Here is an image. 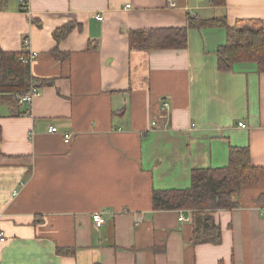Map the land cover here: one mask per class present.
<instances>
[{
  "label": "crops",
  "instance_id": "obj_1",
  "mask_svg": "<svg viewBox=\"0 0 264 264\" xmlns=\"http://www.w3.org/2000/svg\"><path fill=\"white\" fill-rule=\"evenodd\" d=\"M190 17L264 22V0L2 2L0 46L24 52L28 37L43 85L30 112L0 99V264H264V73L219 70L226 28ZM173 26H188L185 48L137 47L139 31ZM231 146L249 147L260 179L216 212L221 243L195 244L192 220L154 210L153 190L189 187L192 169L226 166Z\"/></svg>",
  "mask_w": 264,
  "mask_h": 264
},
{
  "label": "trees",
  "instance_id": "obj_2",
  "mask_svg": "<svg viewBox=\"0 0 264 264\" xmlns=\"http://www.w3.org/2000/svg\"><path fill=\"white\" fill-rule=\"evenodd\" d=\"M3 1L5 0H0V6ZM188 26L226 28V43L216 51L219 70L229 71L239 62H254L258 71L264 73V22L262 20H241L235 26H230L224 17L212 19L190 17ZM188 26L141 30L138 32L141 42L137 47L145 50L183 49L188 44ZM75 27L76 24L69 22L54 30V37L60 41L66 38ZM89 47L96 48L97 42H92ZM21 53L5 51L0 46V91L4 94L23 93L30 86L29 66L19 59ZM41 83L43 85V82ZM1 137L2 127L0 126ZM259 179L260 168L252 162L249 147L231 146L229 162L226 166L192 169L189 187L154 189L153 209L192 212L193 242L219 244L222 241L223 231L216 221V212L238 207V197L244 187L257 183ZM259 200H264V196H260ZM65 253L73 254L74 251L67 250Z\"/></svg>",
  "mask_w": 264,
  "mask_h": 264
},
{
  "label": "built area",
  "instance_id": "obj_3",
  "mask_svg": "<svg viewBox=\"0 0 264 264\" xmlns=\"http://www.w3.org/2000/svg\"><path fill=\"white\" fill-rule=\"evenodd\" d=\"M31 0H19L21 8L24 9V11H28L29 10V4H30ZM171 1V0H169ZM127 7H130V5L128 4ZM96 18L98 20H103V16L102 15H96ZM24 45L26 46V48L28 49L27 51L22 52L19 55V59L26 65L31 66V64L34 62V60L38 57V51L33 50L30 48V39L28 37L24 38ZM29 83L30 86L28 88L27 91L23 92V93H18V94H14L15 98L17 99L18 103L20 105H26L27 107H29L28 111L30 112L31 109V105L33 104L34 100L40 95L41 93V89H42V83L41 81L34 77L33 75H29ZM5 94L3 92L0 91V99L2 98V96H4ZM165 105H168V103H165ZM242 127H246L247 124H245L244 122H240L239 123ZM50 132H56L58 131V128L56 126H51L49 129ZM71 140V135L70 134H66L65 135V142L69 143ZM184 210L180 211V220L181 221H191L192 220V215L190 216H185L184 214ZM192 213V212H191ZM93 220L96 223L97 226H102L103 224L106 223V218L103 216V212H95L93 214ZM8 238H7V234L5 229L3 228L2 224H1V215H0V247L5 244L7 242Z\"/></svg>",
  "mask_w": 264,
  "mask_h": 264
}]
</instances>
